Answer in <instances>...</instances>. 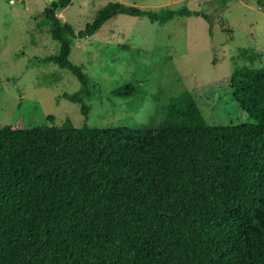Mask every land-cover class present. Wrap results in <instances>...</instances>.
Masks as SVG:
<instances>
[{"label": "trees", "instance_id": "trees-1", "mask_svg": "<svg viewBox=\"0 0 264 264\" xmlns=\"http://www.w3.org/2000/svg\"><path fill=\"white\" fill-rule=\"evenodd\" d=\"M71 1L43 9L60 43L45 60L77 78L80 89L63 98L86 121L99 90L70 60V38L90 37L118 15L152 23L200 15L108 2L77 31L57 16ZM140 89L120 84L110 94ZM230 89L252 121L207 124L183 91L156 126L49 116L51 124L0 127V264H264V66L235 67Z\"/></svg>", "mask_w": 264, "mask_h": 264}, {"label": "rangeland", "instance_id": "rangeland-1", "mask_svg": "<svg viewBox=\"0 0 264 264\" xmlns=\"http://www.w3.org/2000/svg\"><path fill=\"white\" fill-rule=\"evenodd\" d=\"M54 1L0 0V127L51 124L49 116L54 124L86 121L80 106L63 98L80 89L77 78L45 60L60 50L43 13ZM108 2L200 15L168 23L118 15L90 37L70 38V60L99 90L87 102L89 125L156 126L170 99L183 91L193 94L207 124L252 121L236 102L230 78L237 66H264V0H72L57 16L78 31ZM127 83L140 91L126 98L110 94Z\"/></svg>", "mask_w": 264, "mask_h": 264}]
</instances>
